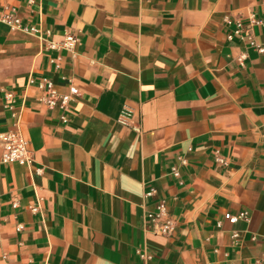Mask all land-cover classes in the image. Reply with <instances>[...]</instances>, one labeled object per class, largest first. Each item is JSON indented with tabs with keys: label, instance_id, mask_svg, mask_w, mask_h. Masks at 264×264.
Masks as SVG:
<instances>
[{
	"label": "crops",
	"instance_id": "1",
	"mask_svg": "<svg viewBox=\"0 0 264 264\" xmlns=\"http://www.w3.org/2000/svg\"><path fill=\"white\" fill-rule=\"evenodd\" d=\"M5 6L22 24L0 22V133L19 130L32 162L0 143V264H264V51L228 38L264 0ZM44 78L78 89L66 109ZM163 200L171 236L150 230Z\"/></svg>",
	"mask_w": 264,
	"mask_h": 264
},
{
	"label": "built area",
	"instance_id": "2",
	"mask_svg": "<svg viewBox=\"0 0 264 264\" xmlns=\"http://www.w3.org/2000/svg\"><path fill=\"white\" fill-rule=\"evenodd\" d=\"M32 4L34 0H27ZM0 22L7 24L12 29L19 28L22 24L21 18L18 16L17 8L14 6H5L0 12ZM264 21L255 17L251 18L247 24H243L241 21L236 23V27L232 33L228 35V38H232L234 35L240 37L241 40L246 41L249 46L254 47L259 52L264 51V45L260 44L256 40V27H262ZM78 39L73 34H65V41L63 46L68 49H73ZM53 46V45H52ZM245 58V54L241 55L240 60ZM33 82V80H31ZM38 86L45 92L42 97V101L50 108L59 106L61 109H66L72 95L78 94L76 87H70V92L66 94L58 93L51 80L44 78L38 84ZM131 115L129 109H125L122 113L120 120L126 122V119ZM62 119L66 121L65 116ZM0 143L3 147L2 161L5 163L18 162L20 164H31L32 155L28 147V141L24 138L19 130H8L0 133ZM175 175H178L177 169H173ZM153 191L148 194H152ZM13 206H17V202H13ZM34 211L38 209V206L32 208ZM153 222V226L150 230L157 235L171 236L176 229V219L169 212L167 203L163 200L157 205V209L154 212H150L147 215ZM225 217L231 222H236L239 218L249 220V212L241 211L238 215L233 216L229 213L225 214ZM18 230L22 229L21 225L17 226ZM237 234H234L236 236ZM142 257L149 258L144 252H141Z\"/></svg>",
	"mask_w": 264,
	"mask_h": 264
}]
</instances>
